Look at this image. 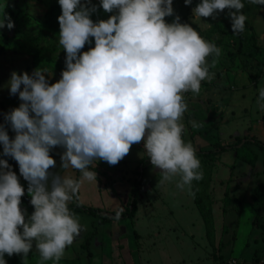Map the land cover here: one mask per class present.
Segmentation results:
<instances>
[{"label":"clouds","instance_id":"1","mask_svg":"<svg viewBox=\"0 0 264 264\" xmlns=\"http://www.w3.org/2000/svg\"><path fill=\"white\" fill-rule=\"evenodd\" d=\"M192 0H184L186 6ZM264 6V0H250ZM61 14L59 44L65 52V67L54 83L48 70L37 67L12 71L7 82L18 107L4 113L15 133L10 138L0 124L2 156L13 158L28 182L27 193L34 211L21 208L25 189L7 159L0 158V264L5 254H28L35 248L40 264H57L84 226L69 209L83 181H96L93 161L118 164L133 144L143 147L159 184L179 177L176 186L192 192V182L203 179L200 161L190 142L183 139L181 122L187 104L183 94H198L201 81L211 79L207 57H219L221 49L206 41L190 24L174 15L173 0H58ZM99 8L107 19L94 21ZM242 0H200L192 9L196 17L216 19L228 9L232 33L244 31L246 16ZM3 11L0 29L14 28ZM83 51L86 44L92 45ZM49 76V75H48ZM50 77V76H49ZM264 101V87L258 89ZM264 107V104L261 105ZM192 126L198 127L196 122ZM61 147V168L80 172L51 174L56 161L50 151ZM51 177V179H50ZM123 209L116 212L119 219Z\"/></svg>","mask_w":264,"mask_h":264},{"label":"rangeland","instance_id":"2","mask_svg":"<svg viewBox=\"0 0 264 264\" xmlns=\"http://www.w3.org/2000/svg\"><path fill=\"white\" fill-rule=\"evenodd\" d=\"M199 2L200 0H192L191 5L186 6L184 0H173L174 15L165 19L171 23L175 15H179L181 23L190 24L201 37L221 49L219 57L214 55L207 57L209 65L213 60L216 63L214 67L209 68L212 78L201 81V87H204V83L209 85L210 82L214 84L216 81L225 84L223 99L226 101L225 105L228 106V112L224 116H226V123L228 124L222 132H216V136L222 138V135L243 133L248 124L258 119H264V107H261L264 101L258 103V89L264 87V6L252 4L250 0H242V3H244L242 12L247 19L244 31L240 34L248 39L249 48L252 50L248 49L245 53L238 55L232 63V54L237 50L238 42L237 38L231 35V21L227 16L228 9L219 13L216 19L196 17L193 15L192 9ZM56 4H58V0H0V15L3 11L7 12L15 25L11 30H8L7 27L0 29V45L7 42V35L15 43L8 51L0 53V104L1 102L8 104L7 112L14 107H18L12 99L11 101L4 99L5 96L10 95L7 82L11 72L21 73L27 71L29 74L32 72V55L28 51L32 49V41L39 31L40 20L47 10ZM49 43H52L51 46ZM49 43L41 39L39 45L44 46L54 58L64 60L65 52L59 44V36ZM85 46L87 48L84 47L83 51H87L90 46H94V39L92 45L86 44ZM241 70H247L250 74V80L255 81V83L243 85L247 82V75L243 74L244 78L240 77ZM190 93L192 92L188 91L183 94L185 103L189 107H198L195 110L197 116L205 117V105L197 103V100L190 99ZM17 96L18 94L15 98H19ZM234 96L241 99H232V103H230L231 97L234 98ZM190 102L192 105L189 104ZM208 102L213 106L211 100ZM211 108H207L209 112ZM0 124H4L5 128L10 127L4 119ZM190 129L191 127L188 124H184L183 139L185 142H190ZM249 134L247 133V137L252 138L254 136ZM239 137L241 136L234 138L232 141L238 140ZM252 145L260 151L257 167H253V170L261 168L262 172V168H264V151L256 144L253 143ZM51 155L56 161V166L49 169L52 174L54 171L57 172L61 169V159L55 153ZM145 156H147V153L144 150L143 142L133 144L128 155L117 164L125 170L126 177L121 178H126L125 180L116 181L107 188L101 189L97 185L99 181L96 183L95 181L86 180L80 186L79 195L74 197L73 200L77 201L79 199L80 202L88 206L110 213L112 211L107 210H119L126 207L134 181L142 179L144 185L148 187L144 189L143 185L140 186L135 217L119 220L116 227L119 235L134 234L138 245H141V236L135 228L137 222L140 223L139 230L142 232L146 229L152 231L153 225H155L154 229L158 227L157 231L162 230L161 234L163 236L161 239H157L158 237L155 235V241H158L156 245H152V238L147 239V243L153 246L149 251V255L154 264H243L244 262H253L256 258L255 263L264 264V209L261 218L263 225L254 227L252 224L254 215L251 208L244 203L241 206L239 205V199L235 197L237 195L232 194L225 181H222L221 193L211 191V181L214 177L222 176L225 178L229 176L234 167L223 168L214 173V160L200 156L197 153L196 156L200 161V171L203 173V179L192 182L194 199L191 194V199H189L186 196H176L173 188L170 189L171 191L163 188L162 191L159 183L154 184L157 181V175L154 173L160 170L154 168L149 158H144ZM143 159H146L144 163H147L144 168V176L141 173ZM14 164L19 166L17 162ZM239 164L240 167L249 166L246 161H240ZM17 168L19 169V167ZM235 168L234 176H237V172L244 175L251 170L246 167L247 170L240 168L236 172ZM254 178L259 181L264 179V171L254 176ZM229 181H231V178ZM23 185L25 192H27L28 182ZM227 189L228 193H225ZM196 196L201 202L196 200ZM20 206L22 209H26V219L34 211L33 206L24 199H21ZM238 206L242 209L241 225L240 217H238L240 212ZM72 213L79 218V223L84 226V230L75 238L73 244L65 249L63 257L57 264H63L62 260L68 261L69 258H73L82 252L88 257L93 254L91 248L94 236L87 231L92 228V221L99 218V216L84 211ZM205 213H207V217ZM102 222L93 225L95 228L93 229L96 230L95 234L102 230ZM173 225H175V228L171 227ZM237 225L238 227H236ZM150 234L152 235V233ZM83 236L86 237L81 243L80 240H83ZM95 243L98 246L99 242ZM105 248L107 250V247ZM105 248L99 250V254L105 252ZM4 259L7 264L10 262L12 264H23L22 255L13 254L8 256L5 254ZM74 262L76 263V261ZM26 264H40V254L35 248V242H33V248L28 254ZM43 264H54V262L49 260L43 262Z\"/></svg>","mask_w":264,"mask_h":264},{"label":"crops","instance_id":"3","mask_svg":"<svg viewBox=\"0 0 264 264\" xmlns=\"http://www.w3.org/2000/svg\"><path fill=\"white\" fill-rule=\"evenodd\" d=\"M33 70L34 69H32V71ZM241 71L242 72H240L241 74L240 77L244 78L243 74L247 75V82H245L246 84L244 83L243 85H251L255 83V81L252 82L250 80V74L248 73L247 70H241ZM60 76H61V71L59 70L48 71V74H46V78L49 79L50 83H54L56 80L60 78ZM235 89H236V86H235ZM224 90H225V84H222L220 81H216L214 82V84L210 82L209 85L204 83V87L200 88V92L198 94H194L193 92L189 94L190 99L192 98L195 101L197 100L198 101L197 103H202L206 107V109H204L206 111V116L198 117L195 111L196 108L198 107L193 108L192 106L190 107L187 106V110L185 111L182 121H181L183 124H188V126L191 127L190 143L195 148L196 154L202 151L215 150L217 148L218 141L230 142L238 136H247V133H250L249 135L256 136V138L264 142V119H258L257 121H254L251 124H248L246 126V129L244 128L243 133L238 132V133H235L234 135L228 134V136L222 135L223 136L222 138L216 136V132H222V130L226 127V124H228L226 123L227 118L226 116H224V114L228 112V106L225 105L226 101L223 99ZM232 99H241V98H239L238 96H234V98L231 97L230 103H232ZM209 100L212 101L211 103L213 104V106L209 104L208 102ZM189 104L192 105L191 102ZM209 107H212L210 112L207 109ZM7 108H8V104H6V102H1L0 104V122L1 123H2V120L4 119V113H7ZM204 110L202 111L204 112ZM193 121L196 122V124H198L199 126L194 128L192 126ZM6 130L8 132L9 137L14 138L13 136H15V134H12L14 132L12 131L11 127L6 128ZM251 146L253 147L252 144ZM253 148L258 153L260 152L256 147H253ZM2 151H3V146L2 144H0V154H2ZM63 151H64L63 148L55 147L50 151V155L52 153H55L57 156L60 157V154ZM146 157L148 156H145L144 158ZM216 157L217 159L215 160ZM0 158L8 160V163L11 166L12 171H16L18 173L19 182L21 183L22 186H24L23 184H26L27 181L24 180L23 176L19 173V169L17 168L19 166H16L14 164L16 163V161L11 157H5L2 155H0ZM122 160H124V158ZM211 160H214L213 161L214 162V173L222 170L223 168L229 169L231 167H234V168L236 167L235 168L236 172H237V169H240V168L244 170L251 169L249 173H246V174L243 173L244 175H241L242 173L237 172V176L236 175L234 176V168H233L229 176H226L225 178L222 176L220 177L215 176L214 179L211 181V191L212 192L219 191L221 193L222 192L221 190L222 181L223 182L225 181L227 188L231 190L232 194L234 193L237 195L235 197H238L239 202H240L239 205L241 206V204L244 203L245 205L249 206L252 210V207H251L252 190L259 182L264 180V179L260 181L256 180L254 176H256L259 173H262L264 171V168H262V172L260 170L261 168L257 170H253V167H257L258 161L256 165L254 166L246 162L247 164H249V166L240 167L239 166L240 161H244V160L237 158V152L234 149L223 151L220 154L215 155L214 158L212 157ZM146 164L147 163H145V165ZM145 165L141 169V173L143 176H144ZM90 170L95 171L97 173V180L95 182L97 183V181H99V183L97 184L99 189L107 188L108 186L114 184L116 181L119 182L120 180L126 179V178L121 179L124 176L126 177V172L123 168L119 167L117 164L115 166H110L108 163H106L103 160L93 161V164L90 166ZM54 172L52 174H54ZM55 174L71 175L76 179H79L81 176L79 171L72 169L71 167L67 170H64L61 168L59 171L55 172ZM154 174L157 175L156 176L157 181L154 184H158V179L161 176V174L159 173V171H155ZM230 178H231V181H229ZM178 179L179 177H176L170 182L166 181L163 184H160V186L162 187V191H163V188L164 189L167 188L169 190L173 188L175 189L174 192L176 193V196L178 197L186 196L187 198L191 199L187 188H185V190L183 191L177 188L176 181ZM83 183L84 181L82 182V184ZM142 185L144 186V189L148 187V186H145L143 182H142ZM27 187L28 185L26 186V188ZM228 189L225 193H228ZM77 195H79V191ZM192 197L194 199V195H192ZM240 206H238V209L241 212V213L239 212L240 213V225H241L242 209L240 208ZM107 211H112V210H107ZM98 216L99 218H96L92 221V228L89 231H87L91 233L95 229L93 225L97 224L98 222L100 223L103 221L101 223L102 230L99 231L97 234H95L94 237L92 238V248H91L92 250L91 251L93 252V254L89 256L90 257L89 258L87 255H85L82 252L73 258H79L80 264H154V262L152 261V258L149 255V251L152 249L154 245H156V243H158V241L157 242L155 241L156 239L155 235L158 237L157 239H161V237L163 236L161 234L162 230L157 231L158 227L154 229L155 225H153L154 227L152 231H150L149 229H146L144 232H142L139 230L140 223L137 222L135 228H136V231L141 236L140 237L141 245H138L134 234H131L128 236L125 234L123 235L118 234L117 232L118 228L116 226L119 220H116V221L104 220L102 216L100 215ZM171 227L175 228V225ZM150 233H152V235ZM85 237L86 236H83V240H80L81 243L82 241H84ZM147 239H151V243L153 246L147 243ZM97 241L99 242L98 246H96V243H95ZM105 247H107V250ZM102 248L103 249L105 248L106 251L99 254L100 253L99 250H102ZM73 258H69V259H73ZM65 261L62 260V263H64Z\"/></svg>","mask_w":264,"mask_h":264},{"label":"trees","instance_id":"4","mask_svg":"<svg viewBox=\"0 0 264 264\" xmlns=\"http://www.w3.org/2000/svg\"><path fill=\"white\" fill-rule=\"evenodd\" d=\"M100 0H92V3L99 5ZM61 14V9L59 4H56L49 8L47 12L45 13L44 17L40 20L39 24V31L36 35V37L32 41V49L28 52L32 55V63H31V69L39 68H46L48 71L52 70H59L62 71L65 67V59L59 60L58 58H54V56L44 48V46L39 45V42L41 39L44 41H47L48 43L55 39V37L59 36V23L57 20V17ZM110 14L104 12L102 8H99L96 13H93L91 18L96 21L98 19H107ZM231 35L235 38H237V50L232 54V63L235 60V57L238 55L245 53L249 48L248 39L241 34H234L231 33ZM7 42L0 45V53H4L5 51H8L12 44H15L8 35L6 36ZM50 46L52 43H49ZM87 48V46H85ZM252 50V49H251ZM251 52V51H250ZM16 96V95H15ZM13 95H8L5 99L7 101L13 100L14 104L16 106H19V103L21 102L19 98H15ZM18 97V96H17ZM244 141V142H243ZM256 144L260 149H263L264 151V142L256 136L250 138L247 136H241L238 138V140L230 141V142H217V148L215 150H208V151H202L198 152V154L201 156L208 157L211 159V157H214L217 154H220L223 151L234 149L237 152V158H240L251 165H256L258 159H259V153L251 146V144ZM143 159V162H141V168L145 165ZM211 162V160H210ZM16 175L18 176V173L14 171ZM19 179V178H18ZM143 180L142 179H136L134 181L133 188L130 192L129 200L126 203V207L123 208V211L120 214L119 219H116V212L118 210H112V212H103L102 210H99L98 208L88 206L79 200L74 201L72 200L68 207L71 210V212L76 211H84L88 212L93 215H100L103 217L104 220H110V221H116L121 219H132L135 217L137 212V197L140 190V186L142 185ZM195 189V187H194ZM252 212H253V221L252 224L255 227L262 226L263 223L261 222L262 218V211L264 209V180L259 182L252 190ZM21 199L26 200L28 203H30L31 197L28 195L27 192L22 196ZM196 200L198 202H201V200L196 196ZM109 213V214H107ZM205 216L207 217V213H205ZM238 217H240V213H238ZM238 227V225L236 226ZM96 230L91 232V235H95ZM257 260L254 259L253 262H247L243 264H258L255 263ZM76 261V263L74 262ZM9 264H12L11 262ZM63 264H80L79 258H73L69 259L68 261H65Z\"/></svg>","mask_w":264,"mask_h":264}]
</instances>
